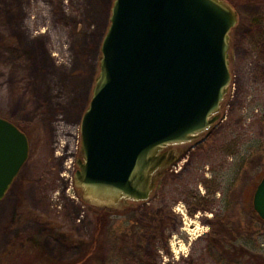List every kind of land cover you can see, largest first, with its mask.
<instances>
[{"label": "rangeland", "instance_id": "rangeland-1", "mask_svg": "<svg viewBox=\"0 0 264 264\" xmlns=\"http://www.w3.org/2000/svg\"><path fill=\"white\" fill-rule=\"evenodd\" d=\"M223 1L237 24L229 35L231 80L220 118L198 146L169 147L190 148L181 160L179 197L209 205L211 224L199 215L190 235L172 244L183 263L190 257L201 264L264 263V222L252 205L264 176V0ZM112 2L0 0V117L30 142L29 160L0 201V264H94L96 212L73 174ZM70 157L69 182L62 174ZM134 210L139 219L142 207ZM115 219L127 222L120 212ZM151 241L138 244L148 251Z\"/></svg>", "mask_w": 264, "mask_h": 264}, {"label": "water", "instance_id": "water-1", "mask_svg": "<svg viewBox=\"0 0 264 264\" xmlns=\"http://www.w3.org/2000/svg\"><path fill=\"white\" fill-rule=\"evenodd\" d=\"M237 14L223 0H113L97 75L80 121L73 185L94 207L145 202L178 157L220 118ZM29 157L0 117V201ZM264 221V176L252 200Z\"/></svg>", "mask_w": 264, "mask_h": 264}, {"label": "flooded vegetation", "instance_id": "flooded-vegetation-1", "mask_svg": "<svg viewBox=\"0 0 264 264\" xmlns=\"http://www.w3.org/2000/svg\"><path fill=\"white\" fill-rule=\"evenodd\" d=\"M16 126V125H15ZM19 128L18 126H16ZM20 129V128H19ZM21 130V129H20ZM28 138V135L21 130ZM208 131V130H207ZM206 131V132H207ZM205 132V133H206ZM202 136V135H201ZM201 138L196 139L191 142L198 146L201 143ZM29 142V139H28ZM189 144V143H188ZM183 145V144H182ZM184 147V146H183ZM169 149V148H167ZM178 151V157L168 166V168L163 172L162 176L157 182L156 188L150 194V197L145 202H131L128 205H122L120 208H100L94 207L96 212V218L94 220V226L96 225V233L94 234L95 244H98L103 251L102 254L99 253L96 248H94V264H182L183 260L179 259L174 254L176 253L172 244V240L176 236L190 235L189 226L194 225L195 221L192 219L202 217L200 222L205 225H210L209 218L212 217V208L209 205H203L198 203L197 198L192 196L191 198H186V195L179 197L177 183L183 181L182 172L183 163L185 162L184 155L186 157L190 154V148L176 149ZM29 154H30V142H29ZM30 156V155H29ZM29 160V157L27 161ZM182 160V162H181ZM26 161V162H27ZM181 162V163H180ZM25 165V164H24ZM23 165V166H24ZM23 169V167H22ZM22 169L20 170L18 176H20ZM13 182V184H14ZM12 184V185H13ZM12 185L9 190H11ZM168 189V190H166ZM9 190L7 194L9 193ZM5 195V197L7 196ZM4 197V198H5ZM3 198V199H4ZM2 199V200H3ZM193 199V200H192ZM141 206L142 213L140 218L136 217V211H132L134 207ZM104 210H107V221L104 222L105 229L100 226L101 214ZM120 212L124 214L126 218V225L121 223L120 220H112V214ZM210 212V213H208ZM109 214V216H108ZM190 222H186V219ZM109 228V229H108ZM126 230L133 229L134 240L129 242V244H123L122 242H114L113 246L110 248L111 238L110 233L116 230ZM108 233L109 244L104 248H101V242L99 241L100 236ZM243 231V230H242ZM114 235V234H113ZM116 236V234H115ZM150 237L152 239V245L148 248V251L144 250V245L138 244L140 239L147 240ZM137 242V245H136ZM103 247V246H102ZM186 254L184 257H187ZM190 255V254H189ZM191 256V255H190ZM188 256V257H190ZM177 257V258H176ZM176 258V260H175ZM189 260V261H188ZM183 264H201L197 259L188 258Z\"/></svg>", "mask_w": 264, "mask_h": 264}, {"label": "trees", "instance_id": "trees-1", "mask_svg": "<svg viewBox=\"0 0 264 264\" xmlns=\"http://www.w3.org/2000/svg\"><path fill=\"white\" fill-rule=\"evenodd\" d=\"M107 212H108L107 210H104L102 212V214H101V217L102 218H101V220H100L99 223H100V226L102 227V229H103V227L105 229V225H104L105 223L104 222L107 221V218H106L107 217ZM262 222H264V221H262ZM96 231H97V229H96V225H95L94 226V234L96 233ZM108 233H110V232H108ZM115 234H116V236H115ZM134 234H135V232H134L133 229H126V230H121V229L119 230L118 229L115 232L110 233V238H111L110 248L113 246L114 242L116 241V237L119 238V239H117V243H119V242L121 243V240H122V243L123 244H127L128 245L129 242L130 243L133 242V240H134ZM254 263L255 264L256 263L264 264L263 261H261V260H260V262H257V260L256 261L254 260Z\"/></svg>", "mask_w": 264, "mask_h": 264}, {"label": "bare ground", "instance_id": "bare-ground-1", "mask_svg": "<svg viewBox=\"0 0 264 264\" xmlns=\"http://www.w3.org/2000/svg\"><path fill=\"white\" fill-rule=\"evenodd\" d=\"M75 136V135H74ZM74 138V137H73ZM76 138V137H75ZM63 144V143H62ZM67 144H69V141L67 142ZM72 149V150H71ZM70 149V155L72 156L73 154H74V148H71ZM68 154V153H67ZM67 154L65 153V155L67 156ZM57 155H59V156H61L62 155V153L61 152H58L57 153ZM68 163L67 164H65V173L64 174H62V177H65L66 178V180H68L69 182H70V180L72 179V175H71V157L70 158H68Z\"/></svg>", "mask_w": 264, "mask_h": 264}]
</instances>
